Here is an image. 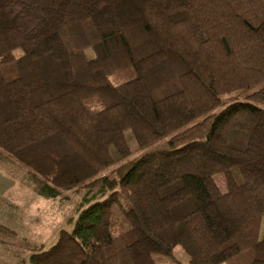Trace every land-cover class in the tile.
I'll list each match as a JSON object with an SVG mask.
<instances>
[{
  "label": "trees",
  "instance_id": "1",
  "mask_svg": "<svg viewBox=\"0 0 264 264\" xmlns=\"http://www.w3.org/2000/svg\"><path fill=\"white\" fill-rule=\"evenodd\" d=\"M0 150L74 204L28 264H264V0H0Z\"/></svg>",
  "mask_w": 264,
  "mask_h": 264
},
{
  "label": "rangeland",
  "instance_id": "2",
  "mask_svg": "<svg viewBox=\"0 0 264 264\" xmlns=\"http://www.w3.org/2000/svg\"><path fill=\"white\" fill-rule=\"evenodd\" d=\"M0 170L9 174L15 186L0 198V223L15 231L14 236L7 237L0 233V264H28L31 245L52 244L60 228H66L72 215L73 202L63 203L59 200H45L18 180L22 170L18 164L0 150ZM219 187L225 190L223 177L215 175ZM157 264H188L189 256L180 247L173 250V256H159ZM229 264V263H219Z\"/></svg>",
  "mask_w": 264,
  "mask_h": 264
},
{
  "label": "crops",
  "instance_id": "3",
  "mask_svg": "<svg viewBox=\"0 0 264 264\" xmlns=\"http://www.w3.org/2000/svg\"><path fill=\"white\" fill-rule=\"evenodd\" d=\"M15 186L13 178L0 170V198L6 195L8 191Z\"/></svg>",
  "mask_w": 264,
  "mask_h": 264
}]
</instances>
